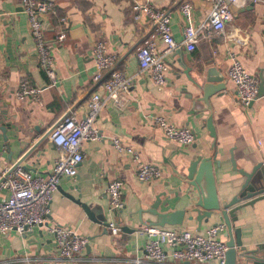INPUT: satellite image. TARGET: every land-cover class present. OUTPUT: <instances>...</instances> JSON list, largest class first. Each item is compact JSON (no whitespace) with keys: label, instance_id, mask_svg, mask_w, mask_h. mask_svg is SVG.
Listing matches in <instances>:
<instances>
[{"label":"crops","instance_id":"obj_1","mask_svg":"<svg viewBox=\"0 0 264 264\" xmlns=\"http://www.w3.org/2000/svg\"><path fill=\"white\" fill-rule=\"evenodd\" d=\"M49 1L55 4V12L43 17L42 29L54 82L40 65L21 0H0V127L5 128H0V170L19 164L33 174L46 175L57 156L47 133L65 115L85 117L89 98L106 96L103 82L111 71L120 72L130 84L118 105L108 100L99 110L93 123L98 139L82 143L84 155L77 174L60 179L46 221L26 236L14 230L0 234V264H138L146 241L138 218L146 217L142 211L156 197H160L158 211H182L178 223L164 227L204 234L209 226L222 222L212 217L197 223L195 213L189 211L197 191L180 174L197 155L211 157L221 200L235 195L243 182L231 158L244 171L261 162L264 172V93L243 106L227 77L233 53L264 89V0H240L232 6L233 20L225 29L206 32L193 50L183 43V28L198 27L205 20L210 9L205 0ZM185 1L192 5L188 19L180 12ZM135 2L169 13L175 49L163 54L164 44L154 24L144 13L136 17ZM61 33L65 37L58 40ZM150 40L168 66L163 85L138 65L136 51ZM99 43L113 56V64L95 80L93 51ZM208 69H214L210 78ZM22 82L39 90L36 98H17ZM157 116L177 128H189L194 141L181 144L168 139L154 124ZM113 139L123 150L115 147ZM139 162L160 168L161 177L139 181ZM113 179L123 182L124 204L118 211L111 209L105 192ZM7 194L2 190V196ZM109 223L120 228L117 234L110 231ZM56 224L87 238V246L76 258L63 259L55 253L48 227ZM234 225L241 228L248 247L264 245V200L244 206ZM127 226L134 231L124 229ZM218 238L225 241L223 232ZM186 262L169 264H219Z\"/></svg>","mask_w":264,"mask_h":264},{"label":"built area","instance_id":"obj_2","mask_svg":"<svg viewBox=\"0 0 264 264\" xmlns=\"http://www.w3.org/2000/svg\"><path fill=\"white\" fill-rule=\"evenodd\" d=\"M205 1L210 3L205 20L198 27L187 24L183 28V43L188 50H193L206 32H222L233 20L232 6L240 0ZM21 4L28 15L29 30L39 51L40 65L49 79L54 82L55 71L42 25L43 17L55 12V4L49 0H21ZM191 8L192 5L188 1L181 3L180 12L184 18L188 19ZM133 10L136 17L144 13L154 24L164 44L163 54L175 49L177 44L171 33L170 16L166 10L138 2L133 4ZM64 37L65 35L61 33L57 38L63 40ZM93 57L96 69L94 79L99 80L103 72L112 66L113 56L107 55L104 46L99 43L94 46ZM229 57L227 77L236 88L239 103L248 106L257 98V79L246 72L233 53H230ZM136 58L139 67L148 71L155 83L165 84L168 66L162 55L156 52L155 42L146 41L143 46H140L136 51ZM129 84V80L120 72L111 71L109 78L103 82L106 96L101 98L93 94L88 100L85 117L78 120L73 115H65L51 129L49 137L57 149V156L51 170L46 175L33 174L19 164L0 170V234H7L12 230L20 234L29 233L33 227L42 225L46 221L49 202L60 179L62 177L73 178L77 174V166L84 155L82 143L98 139V131L93 123L99 110L108 100L118 105L122 92L128 89ZM38 93L37 88L22 82L15 94L18 99H24L30 96L36 98ZM153 120L168 139L181 144H190L195 139L194 133L189 128H177L159 116L154 117ZM113 144L117 149H122L117 139H113ZM124 150L130 153L129 149ZM161 175V169L152 164L139 162L137 165L136 176L139 181H149L160 178ZM122 188L123 182L120 179H113L106 186L105 192L109 198V205L114 211L123 208ZM2 190L7 191V197L1 195ZM108 226L113 234H117L120 230L115 223H109ZM224 230L223 222L209 226L204 234L193 233L186 229L144 225L139 229V232L146 236L144 256L136 262L138 264H169V262L176 261L197 263L218 261L222 263L227 246L225 241L218 238V235ZM48 232L54 237L55 253L60 258H76L87 246V238L80 236L71 228L56 224L48 227Z\"/></svg>","mask_w":264,"mask_h":264},{"label":"water","instance_id":"obj_3","mask_svg":"<svg viewBox=\"0 0 264 264\" xmlns=\"http://www.w3.org/2000/svg\"><path fill=\"white\" fill-rule=\"evenodd\" d=\"M213 71L214 69L207 70L208 78L211 77ZM263 93L264 89L258 87L257 97ZM0 128L3 131L5 130L4 127ZM4 140L7 141L5 134ZM231 164L243 176V182L235 195L229 199L220 200L215 189L212 158L197 155L194 159L188 161L186 172L184 174L181 173L180 176L197 191V198L192 201L189 211L195 213L194 218L199 225L203 220L207 221L212 217H217L218 220L224 223L223 236L227 251L224 261L219 264H264V257L260 256L264 255V245L248 247L241 237V228L234 225L237 220V213L244 206H253L257 201L264 200V172L262 171V164L261 162L256 163L250 171L236 168L233 158H231ZM159 202L160 197H156L151 205L145 211H142V213L146 214V217L143 218L140 214L138 218L139 224L164 227L165 225L179 222L182 211L160 212L158 211ZM83 207L86 210L85 205ZM190 218H193V216ZM127 228L129 227L127 226L124 229L134 231V228ZM26 234L23 233L22 235L26 236Z\"/></svg>","mask_w":264,"mask_h":264}]
</instances>
